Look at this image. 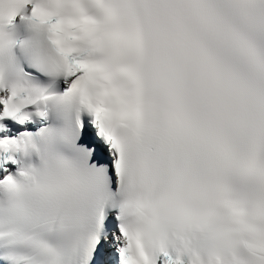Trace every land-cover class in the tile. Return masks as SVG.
I'll return each instance as SVG.
<instances>
[{"label": "snow or ice", "instance_id": "1", "mask_svg": "<svg viewBox=\"0 0 264 264\" xmlns=\"http://www.w3.org/2000/svg\"><path fill=\"white\" fill-rule=\"evenodd\" d=\"M0 264H264V0H0Z\"/></svg>", "mask_w": 264, "mask_h": 264}]
</instances>
